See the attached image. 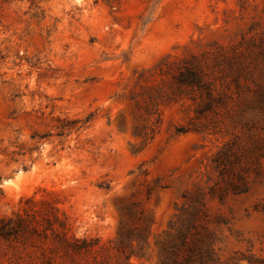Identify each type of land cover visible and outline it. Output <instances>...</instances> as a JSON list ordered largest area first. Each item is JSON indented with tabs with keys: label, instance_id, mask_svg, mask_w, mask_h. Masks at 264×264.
Listing matches in <instances>:
<instances>
[{
	"label": "rangeland",
	"instance_id": "obj_1",
	"mask_svg": "<svg viewBox=\"0 0 264 264\" xmlns=\"http://www.w3.org/2000/svg\"><path fill=\"white\" fill-rule=\"evenodd\" d=\"M29 197L92 252L0 264H264V0H0V219Z\"/></svg>",
	"mask_w": 264,
	"mask_h": 264
},
{
	"label": "trees",
	"instance_id": "obj_2",
	"mask_svg": "<svg viewBox=\"0 0 264 264\" xmlns=\"http://www.w3.org/2000/svg\"><path fill=\"white\" fill-rule=\"evenodd\" d=\"M26 202L28 207L0 219V240L18 248L28 240L51 242L52 251L64 260L92 252L88 239L70 234L66 218L51 200L29 197ZM162 264L168 263L164 260Z\"/></svg>",
	"mask_w": 264,
	"mask_h": 264
}]
</instances>
